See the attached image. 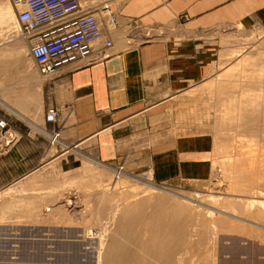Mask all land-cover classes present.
Returning a JSON list of instances; mask_svg holds the SVG:
<instances>
[{
  "label": "rangeland",
  "instance_id": "obj_1",
  "mask_svg": "<svg viewBox=\"0 0 264 264\" xmlns=\"http://www.w3.org/2000/svg\"><path fill=\"white\" fill-rule=\"evenodd\" d=\"M82 1L86 7L109 5L113 14V0ZM8 6L14 17H5ZM0 8V100L23 90L36 97L33 106L41 113L38 86L46 78L30 57L13 0H0ZM247 44L255 47L256 40ZM257 49L263 53L264 45ZM250 51L243 57H226L225 64L221 59L203 83L179 99L178 116L170 112L168 124L176 125L174 136L199 134L209 140L208 149L194 161L187 153L179 158L183 165L205 161L207 176L197 178L186 173L192 168L177 167L155 180L153 170L139 161L106 169L89 161L66 164L52 159L49 166L33 173L32 181L29 177L0 193V264H99V240L87 234L97 230L108 239L99 215L111 202L108 209L142 204L132 227H125L127 234L133 225L136 231L144 229L138 216L145 221L160 206L183 208L185 216L179 223L184 221L187 234L177 254L179 264H229L238 255L239 262L244 259L239 253L250 241L264 243L260 204L264 202V54ZM12 65H18V70H10ZM0 111L19 114L16 108L9 111L2 105ZM147 205L149 213L145 211L143 217ZM128 244L130 250L133 242Z\"/></svg>",
  "mask_w": 264,
  "mask_h": 264
},
{
  "label": "crops",
  "instance_id": "obj_2",
  "mask_svg": "<svg viewBox=\"0 0 264 264\" xmlns=\"http://www.w3.org/2000/svg\"><path fill=\"white\" fill-rule=\"evenodd\" d=\"M81 3L103 23L104 39L93 57L45 77L38 86L41 113L33 106L36 97L23 90L0 100L3 108L19 113L0 111L14 137L10 145L0 139V193L52 159L89 161L106 169L139 161L153 170L155 180L177 167L192 168L186 173L197 178L207 176L205 161L183 165L179 158L187 153L194 161L209 140L199 134L174 136L170 112L178 116L179 99L203 83L221 59L225 64L226 57L255 49L264 54L257 49L264 45V0H113L115 30L101 6ZM251 40L256 45L248 48ZM51 109L60 113L56 123L46 121ZM56 133L59 141L51 146ZM239 254L244 259L233 256L229 264H264V243L250 241Z\"/></svg>",
  "mask_w": 264,
  "mask_h": 264
},
{
  "label": "built area",
  "instance_id": "obj_3",
  "mask_svg": "<svg viewBox=\"0 0 264 264\" xmlns=\"http://www.w3.org/2000/svg\"><path fill=\"white\" fill-rule=\"evenodd\" d=\"M17 11V25L28 41L29 54L39 73L54 76L68 65L93 57L96 44L104 39L103 23L98 15L84 9L81 0H13ZM110 18L111 30L117 20L109 5L101 9ZM112 47L111 42L106 43ZM60 113L51 109L46 121L56 123ZM60 138L56 133L51 141L55 146ZM0 139L10 145L14 137L5 120L0 121ZM123 167L117 171V179Z\"/></svg>",
  "mask_w": 264,
  "mask_h": 264
},
{
  "label": "bare ground",
  "instance_id": "obj_4",
  "mask_svg": "<svg viewBox=\"0 0 264 264\" xmlns=\"http://www.w3.org/2000/svg\"><path fill=\"white\" fill-rule=\"evenodd\" d=\"M5 10V17H14L9 6ZM2 12L3 11L0 13L1 17H3ZM146 201L148 204V200ZM146 201L144 203H146ZM104 202H106V200ZM253 204L251 203V206H253ZM260 204L264 206V202H260ZM106 205L104 204V207ZM110 205L107 206L109 207ZM139 205L140 204L138 203V205H134V207L126 206L124 209L118 205L115 209L111 208L112 210L110 208L108 209L107 206L105 210L101 207L103 211L99 216H101V219L104 221L101 220L103 224L100 221L104 226L101 230L102 232L103 230L106 231L108 239H105L107 237L103 239V236L101 238V235L96 232L97 230H88L89 232L87 234L90 238L92 236L94 237V240H99L97 247L99 264H179L180 261H178L177 254L180 251L182 242L186 240L187 234L185 225L182 224L184 221H182L181 224L179 223L180 218L185 216L184 209L176 207L175 209L170 210L159 205V211L156 210L155 213H150L152 215H149L150 217L147 218V220L144 221V219H141L138 216L137 220H141L142 224L144 223V225H142L143 227L140 225V227L144 228L143 230L136 231L133 225V229L128 231L130 232L128 235L126 232L127 228L125 227H128V229L132 227L130 226L129 228V225L136 220L134 215L139 213V207H143L141 206L142 204ZM148 205L147 209H144V212L142 211L143 217L144 213H149ZM101 206H103V203ZM154 207L155 206L153 205V208ZM139 209L141 211L143 208ZM150 211L152 212L153 210L150 209ZM139 221L136 222L139 223ZM109 225H111V227H108ZM136 225L137 223L135 226ZM143 235L144 237H141ZM129 241L133 242L130 250L126 249V247L129 246Z\"/></svg>",
  "mask_w": 264,
  "mask_h": 264
}]
</instances>
